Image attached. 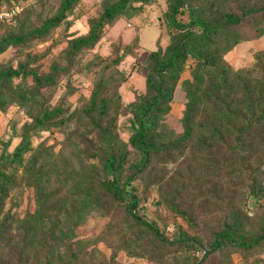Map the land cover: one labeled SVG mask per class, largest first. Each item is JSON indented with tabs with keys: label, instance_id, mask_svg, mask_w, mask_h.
<instances>
[{
	"label": "trees",
	"instance_id": "obj_1",
	"mask_svg": "<svg viewBox=\"0 0 264 264\" xmlns=\"http://www.w3.org/2000/svg\"><path fill=\"white\" fill-rule=\"evenodd\" d=\"M9 1L0 0L8 4L0 11L19 2ZM80 1L63 0L54 16L32 30H6L0 35V55L11 46L47 39L69 24ZM259 1L167 0L163 24L170 43L147 54L145 90L127 105L136 125L130 148L119 137L123 103L110 80L102 76L90 99L73 111L46 107V94L77 69L79 54L96 46L105 26L138 16L154 0H107L102 14L90 20L89 32L70 39L47 71L35 65L39 56L17 66L0 63V112L18 106L30 118L13 159L0 158V264H123L117 260L120 253L171 264L180 249L189 248L195 264H203L223 249L245 252L264 244V215L254 226L246 210L251 199H264V53H257L250 71L235 70L224 58L249 39L245 32L254 30L255 16H264ZM37 3L18 14L15 23L0 20V26H17ZM257 29L258 35L264 33L263 27ZM127 48L116 64L132 45ZM95 65L90 61L83 68ZM188 68L183 130L167 139L161 124ZM55 130L66 136L59 149L44 143L32 148V134ZM9 166L22 167L21 174L7 171ZM22 182L31 186L36 203L24 217L13 206L6 208ZM152 188L157 207L183 218L194 233L180 228L170 237L158 221L140 215ZM93 213L118 219L110 228L116 239L109 232L101 235L112 249L109 259L95 260L94 245L88 249L75 241L77 227Z\"/></svg>",
	"mask_w": 264,
	"mask_h": 264
},
{
	"label": "rangeland",
	"instance_id": "obj_2",
	"mask_svg": "<svg viewBox=\"0 0 264 264\" xmlns=\"http://www.w3.org/2000/svg\"><path fill=\"white\" fill-rule=\"evenodd\" d=\"M17 1L23 0H10L9 2ZM62 1L40 0L36 7L23 14L17 26L4 24L0 26V35L6 30L18 31L21 29L26 31L40 26L43 21L58 12ZM106 1L81 0L69 17V24H62L52 31L45 40L31 42L26 47H9L0 55V63L17 66L28 57L39 56L35 65H41V69L47 71L50 64L59 58L70 39L84 36L89 32L90 20L102 14L103 5ZM259 2L264 3V0ZM7 6L6 2L2 3L0 9ZM166 10L167 0H154L152 4L146 5L144 12L138 16L133 18L120 17L114 24L105 26L103 35L96 46L93 49H84L79 54L77 69L65 77L56 89L47 92L46 107L52 109L58 105H64L65 108L73 111L90 99L96 82L103 76L104 79L110 80L111 88L117 89L120 94L123 108L118 118V133L122 144H128L136 125L127 105L136 100L145 90L147 54L160 48L164 49L170 43V33L166 25L163 24V14ZM263 17V13L256 15L257 24L254 30L246 29L245 34L249 36L248 40L237 44L224 54L227 63L235 70H252L257 53H264V33L258 35L260 30L257 29L259 26L264 29V22H261ZM128 45H132L131 51L116 64L114 59L120 57L128 49ZM90 61H95L96 65L91 70L83 68ZM190 63L192 66V62ZM191 73L190 68L183 73L175 90L171 112L161 124V132L167 139L177 137L182 133L181 116L187 102L185 84L191 79ZM28 122H30V118L25 109L18 106H10L5 112H0V158L2 160L9 162L13 159V153L22 141L24 125ZM65 137L58 130L32 134V148L35 149L44 143L56 145V149H59L61 141ZM128 145L130 148V144ZM29 155L30 153H26L24 157L27 158ZM16 167L9 166L6 169L9 172H14L17 169L18 175L21 174L22 167ZM136 183L139 184L138 181ZM149 194L147 201L139 209V213L144 219L158 221L161 230L166 228L170 237L180 228L194 233V230L183 218L173 214L165 206L157 207L154 203L158 198L155 188H152ZM10 206H13L12 211L20 217L33 212L36 203L31 186L22 182L11 193V199L8 200L6 208ZM246 210L252 215L254 226H257L259 221L257 219L264 215V199L258 202L251 199ZM157 213H160L164 218L161 219ZM117 220L115 216H102L99 213H93L86 219L85 223L77 227L78 236L75 241L85 242L88 249L94 245L95 260L103 257L109 259L112 249L105 241L101 240V235H107L109 232L110 239L112 241L116 239V234L110 228L118 224ZM209 223L212 225L213 220ZM192 249H180L176 261L171 258V264H195L196 260L191 254ZM117 260L123 264H159L146 257L132 258L124 253H120ZM239 262L264 264V244L245 252L232 248L223 249L208 256L203 264H238Z\"/></svg>",
	"mask_w": 264,
	"mask_h": 264
},
{
	"label": "built area",
	"instance_id": "obj_3",
	"mask_svg": "<svg viewBox=\"0 0 264 264\" xmlns=\"http://www.w3.org/2000/svg\"><path fill=\"white\" fill-rule=\"evenodd\" d=\"M38 0H26V1H19L15 3L11 9H6L0 11V20L4 21L8 24H13L16 21V16L20 14L26 7L32 6L37 3ZM205 252V251H204ZM197 254H201L200 251ZM238 264H245L244 262H239Z\"/></svg>",
	"mask_w": 264,
	"mask_h": 264
}]
</instances>
